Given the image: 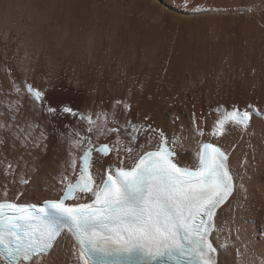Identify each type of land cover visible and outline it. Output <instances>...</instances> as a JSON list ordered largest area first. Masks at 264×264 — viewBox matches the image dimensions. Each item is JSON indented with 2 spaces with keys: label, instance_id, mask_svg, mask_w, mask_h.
<instances>
[{
  "label": "bare ground",
  "instance_id": "obj_1",
  "mask_svg": "<svg viewBox=\"0 0 264 264\" xmlns=\"http://www.w3.org/2000/svg\"><path fill=\"white\" fill-rule=\"evenodd\" d=\"M255 107L247 127L225 119ZM161 131L183 145L170 144L182 166H199L206 141L229 152L215 261L264 264V0H0V201L60 198L83 152L109 142L92 161L100 182L157 149ZM86 262L64 231L20 264Z\"/></svg>",
  "mask_w": 264,
  "mask_h": 264
},
{
  "label": "snow or ice",
  "instance_id": "obj_2",
  "mask_svg": "<svg viewBox=\"0 0 264 264\" xmlns=\"http://www.w3.org/2000/svg\"><path fill=\"white\" fill-rule=\"evenodd\" d=\"M27 87L29 92L33 91L31 85ZM35 95L39 99L42 93L36 91ZM64 112L71 113L72 109L65 107ZM251 118L250 111L241 113L239 109H233L225 117L230 123L245 127ZM220 123L223 125L224 121ZM159 136L157 150L144 152L130 169L121 167L113 171L109 167L106 178L101 176L102 187L98 191L92 187L94 180L89 171L91 153L95 150L107 156L110 149L107 145L87 149L81 158L83 168L79 180L68 185L66 195L71 196L76 189L94 192V204L65 208L61 202L51 207L70 216L89 241L100 235L96 230L98 224L106 226V222L114 218L132 221L126 228L127 238L117 237L115 241L117 247L113 251L130 257L120 264H164V257L175 259V264H216L212 255L216 249L208 239V232L217 208L232 192V176L226 164L228 157L215 144L203 143L198 153L199 167L189 170L175 159L179 155L177 149L183 150V145L175 138L169 140L163 131ZM171 143L177 144V149L169 147ZM126 151L131 153L133 149ZM6 209L23 211L15 204H0V218L5 216ZM178 230L190 238L191 248L175 243L174 233ZM9 237L20 243L21 238L8 228L0 231V244L7 248ZM19 251L17 248L12 254ZM134 256L139 259L132 260ZM184 257L187 261L181 259Z\"/></svg>",
  "mask_w": 264,
  "mask_h": 264
},
{
  "label": "rangeland",
  "instance_id": "obj_3",
  "mask_svg": "<svg viewBox=\"0 0 264 264\" xmlns=\"http://www.w3.org/2000/svg\"><path fill=\"white\" fill-rule=\"evenodd\" d=\"M186 6H187V4H186ZM190 64H192V62H190ZM192 66V65H191ZM6 73H7V71H6ZM8 74V73H7ZM118 126H115L114 128H117ZM89 128H90V126H89ZM117 132V131H116ZM4 262V261H3Z\"/></svg>",
  "mask_w": 264,
  "mask_h": 264
}]
</instances>
